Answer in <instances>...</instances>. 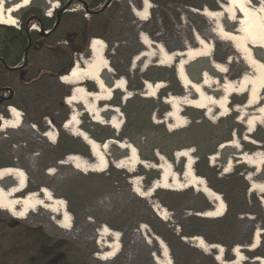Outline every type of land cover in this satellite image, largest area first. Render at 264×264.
<instances>
[{
	"label": "rangeland",
	"instance_id": "1",
	"mask_svg": "<svg viewBox=\"0 0 264 264\" xmlns=\"http://www.w3.org/2000/svg\"><path fill=\"white\" fill-rule=\"evenodd\" d=\"M82 1L31 0L27 8L15 13L14 28L26 24L29 32L36 31L45 37L31 42L32 46L25 50L21 65L14 73L0 76V88H6L4 95L12 99L10 103L0 105V127L2 118H10L8 105L23 113L21 127L0 131V168H22L28 176V187H33L28 193L46 187L56 198L64 199L73 219V229L60 228L57 225L60 217L44 208H38L24 220L0 209V264H44L39 252H50L51 259L46 264H156L152 255L162 260L164 257L160 256L165 250L159 247L156 237L165 243L166 259H171L172 264H233L235 246L243 248L246 261L241 264H260L255 258H264V234L256 251L247 248L252 243L253 232L264 230L261 202L264 194L250 191L251 181L264 182V165L259 171L241 163L238 156L241 153H264V122L253 134L247 135L246 126L238 122L236 112L223 118H217V114L210 120L204 111L183 107L186 126L178 128L166 117L170 106L164 99L169 95L189 96L192 93L178 81L176 66H159L157 57L149 61L148 67L145 61L135 66L132 64L145 49L140 39L143 33L155 43H162L169 52L182 51L194 35L210 31L211 23H214L193 10L204 7L216 10L224 0H149L152 8L147 21L139 20L134 14V10L142 7V0H114L106 14L97 12L109 6V0L95 8ZM251 1L257 5L261 0ZM53 3L59 7L54 11L51 10ZM34 8L43 11L44 17L49 18L48 14L55 19L51 31L43 30L36 17L26 18V23L22 19ZM66 12L78 17H65ZM32 25L36 29H32ZM225 25L233 30L237 24L225 20ZM93 38H100L107 44L105 55L112 70L103 73L105 80L112 83L125 78L131 96L124 101V93L116 91L112 99L117 102L106 103L120 110L123 125L119 131L94 122L82 104H77L76 109L81 113L80 128L101 144L106 142V137L132 144L140 159L148 163L145 167L140 166L135 174L113 164L102 173H83L71 165L59 163L60 160L65 163L66 156L71 154L84 158L89 154L91 160L86 159L94 162L89 147L63 128L62 121L71 113V107L64 99L73 86L60 81V76L77 61L83 63L90 59L89 45ZM75 46L80 48L78 52L72 51ZM108 47L115 48L116 53L109 56ZM255 51L264 60L263 51L259 48ZM230 56L223 43L218 41L210 58L191 62L187 65V73L196 82L201 80L203 70L220 79L211 63H224ZM239 62L240 59L236 58L233 65ZM228 70L236 76L239 74L236 67ZM144 81H161L165 88L155 98H150ZM84 84L88 90L97 91L92 82ZM244 101V97L233 96L231 110ZM113 116L114 113L107 111L103 118L109 121ZM45 118H49L56 128L55 142L44 137V133L51 129ZM151 124L157 127L153 128ZM174 131L180 133L171 139L166 136V132ZM125 133L130 137L125 138ZM245 136L254 143H246ZM233 137L239 139L240 149L220 148ZM169 143L179 146L172 152V159L153 148V144L161 147ZM183 149L193 151L195 173L221 195L226 204L224 216L205 218L198 215L215 209L216 203L196 188L182 191L158 189L148 197L134 193L135 184H141L142 189L148 191L157 179L150 180V176L159 177L160 171L154 168L162 162L159 156L171 162L175 171L182 174L185 161L177 159L175 153ZM124 153L128 155L127 150L116 144L107 149L108 158L113 161ZM151 157L155 161L150 160ZM50 169L54 170L52 174L47 173ZM12 184L14 181L9 178L3 186ZM162 211L165 220L159 216ZM103 226L119 234V252L109 260L99 259L105 248L98 236ZM195 236L204 239L207 249L197 247L192 240ZM47 238L50 240L44 245L43 240ZM208 245L224 248L221 261L216 259L217 250L208 248Z\"/></svg>",
	"mask_w": 264,
	"mask_h": 264
},
{
	"label": "bare ground",
	"instance_id": "2",
	"mask_svg": "<svg viewBox=\"0 0 264 264\" xmlns=\"http://www.w3.org/2000/svg\"><path fill=\"white\" fill-rule=\"evenodd\" d=\"M30 3L31 0H0V24L13 27L17 21L15 13L27 8ZM51 7V10L54 11L58 8V4L53 3ZM218 7L219 9L216 10L208 7L193 10L198 15L210 21L213 20L214 23H211L210 31H202L194 35V39L182 51L169 52L162 43H155L149 35L143 33L140 39L145 49L133 59L132 64L135 66L139 62L145 61V66L148 67L149 61L157 57L159 66H176L178 81L183 88L190 89L192 93L189 96L185 94L183 96L169 95L164 99V102L170 106L166 117L173 121L177 125L176 127L186 126L183 107H192L204 111V114L210 120H213V117L217 114V118H223L236 112L239 114L238 122H242L246 126V133L250 135L264 122V61L257 56L255 51L259 48L264 53V0H261L257 5L253 4L251 0H224V2L218 4ZM151 8L152 4L149 0H142V7L134 10V14L139 20L147 21ZM225 20L236 23V28L233 30L227 28ZM31 28L36 29L34 25ZM218 41L223 43L224 49L231 55V59L229 57L224 63L217 61L211 63L220 79L204 71L201 80L199 82L194 81L187 73V65L203 58H210ZM89 51L90 59L86 62L82 61L83 63L77 61L71 72L61 76L60 81L73 86L71 94L65 99V103L71 107V113L63 128L69 130L72 136L80 139L89 147L94 162L88 161L78 154H71L64 164L71 165L74 169L83 173H102L113 164L118 169L135 174L140 166L145 167L148 163L140 159L137 149L132 144L114 139L101 144L80 128L81 113L75 107L77 104H82L85 112L92 116L94 122L107 124L112 129L119 131L123 125L119 108L109 105L101 106L100 103L110 102L116 91L124 93L123 100L130 99L131 96L125 78L116 79L113 87L108 86L103 80V73L112 70L105 55L107 52L106 42L100 38H93L90 41ZM236 58H239L240 62L233 65ZM229 67H236L239 71L238 76L234 72L230 73ZM87 82H92L97 91H90L83 86ZM144 88L147 97L155 98L158 92L165 88V84L161 81L156 83L145 81ZM233 96L244 97L245 101L242 105L231 110L229 102ZM107 111L114 113L110 122L105 121L103 118V114ZM8 112L10 118H2L0 131L15 130L23 124V113L18 108L10 106ZM44 137L51 142H55L57 140L56 129L52 126L49 131L44 133ZM243 140L246 143H254L248 136L243 137ZM111 144H116L119 148L127 150L128 155L111 162L107 154V149ZM229 146L240 149L241 143L238 138L233 137L230 142L224 143L220 148ZM159 157H161L162 162L154 168L160 171L161 177L155 180L148 191L143 190L141 184H135L134 193L136 195L140 197L152 196L158 189L182 191L196 188L199 193L216 203L215 209L198 215L205 218L224 216L226 204L221 195L213 191L207 181L195 173V159L191 149H183L175 153L177 159H184L185 161L182 175L175 171L171 162L165 160L162 156ZM238 158L241 163L259 171L264 165V153L261 152L254 154L241 153ZM230 165H232V162H230ZM53 172L54 170L50 169L47 173L52 174ZM9 178H12L14 184L4 187V182ZM28 184L27 174L22 168L12 166L0 168V209L10 213L16 219L24 220L38 208H44L60 217L57 223L60 228L67 231L72 230L73 219L68 211L66 201L62 198H56L53 192L46 187H43L40 193L30 192L25 196H21L20 194L27 189ZM250 186V191H258L264 194V182L251 181ZM261 202L264 208V199L261 198ZM159 216L162 220H165L164 211L160 212ZM262 234H264V230H256L255 237L250 247L247 248L248 250L256 251L258 249ZM98 236L105 247L99 259L109 260L114 258L119 252L118 232L103 226L98 232ZM109 239H112V241ZM154 239L161 249H165L160 256L164 257L162 260L157 255H152L155 263L172 264L171 259H166L167 247L165 243L157 237ZM192 240L197 243L198 248L207 249L202 237L195 236L192 237ZM208 246L210 249L217 250L216 259L221 261L224 248L221 245ZM242 249L241 246L234 247L235 261L232 262L233 264H241L242 261H246ZM255 262L264 264V258L257 257Z\"/></svg>",
	"mask_w": 264,
	"mask_h": 264
},
{
	"label": "trees",
	"instance_id": "3",
	"mask_svg": "<svg viewBox=\"0 0 264 264\" xmlns=\"http://www.w3.org/2000/svg\"><path fill=\"white\" fill-rule=\"evenodd\" d=\"M62 3H65L66 0H60ZM82 2H87L89 6L92 8L97 7L105 2V0H83ZM65 17H72L77 18L78 15L74 13H67L63 15ZM87 16H91L87 13ZM25 17V18H24ZM28 17H36L40 21L39 24L45 31H51L53 29V25H55L56 21L54 18H46L43 15V11L39 9H32L29 12H27L22 19L26 23V18ZM45 37L44 34L37 33L36 31L29 32L27 30L26 24H22V27L20 29H16L11 26H5L0 25V76L7 74V73H14V71L18 68L19 65H21V60L23 59L25 55V50L29 47H31V42L36 41L39 38ZM79 47L75 46L72 48L73 52H78ZM21 68V67H20ZM19 68V69H20ZM107 84H109L107 82ZM1 89V88H0ZM7 98H4L0 96V105H5V103H10V101H7ZM132 103V102H131ZM151 127L155 128L157 126L151 124ZM180 132H166V136L168 138H174L176 137ZM111 135V134H109ZM125 138H129L130 135L124 134ZM112 138V137H109ZM108 139V137H106ZM153 148L161 151L163 154H165L169 159H172V152L175 151L177 148H179L178 145H174V143H169L167 145H163L161 147H158V145L153 144ZM126 156L124 153L123 156ZM88 159L91 160V157H89V154L86 156ZM85 157V158H86ZM119 157V158H121ZM117 158V159H119ZM150 160L155 161L154 157H151ZM158 178L157 175L150 176V180ZM263 213V212H262ZM197 219V217H196ZM49 238H47L45 241L43 240V244L46 245L49 242ZM39 255H41L40 258H42L44 264L50 261V252L49 253H42L39 252Z\"/></svg>",
	"mask_w": 264,
	"mask_h": 264
},
{
	"label": "flooded vegetation",
	"instance_id": "4",
	"mask_svg": "<svg viewBox=\"0 0 264 264\" xmlns=\"http://www.w3.org/2000/svg\"><path fill=\"white\" fill-rule=\"evenodd\" d=\"M105 1H106V0H105ZM113 2H114V0H109V6H104V7H103L102 9H100L97 13H98V14H106V12L109 11V10H108V7L110 8V7L112 6ZM104 3H105V2H104ZM89 9H90V8H89ZM115 15H116V13H115ZM108 50L110 51L109 54L107 53L109 56H110V54H112V53H116L115 48H110V47H108ZM1 94H2V92H1ZM112 100H113V102H115V103L117 102L116 99H112ZM113 102L110 101V102H108V103H111V104H112ZM103 104L105 105V103H103ZM2 106H3V105H2ZM4 165H11V164H4ZM30 189H33V187H28L27 190H26V192L29 191ZM24 194H25V193L20 194V195H21V196H24Z\"/></svg>",
	"mask_w": 264,
	"mask_h": 264
},
{
	"label": "crops",
	"instance_id": "5",
	"mask_svg": "<svg viewBox=\"0 0 264 264\" xmlns=\"http://www.w3.org/2000/svg\"><path fill=\"white\" fill-rule=\"evenodd\" d=\"M67 73H69V72H67ZM63 75H65V74H63ZM62 75V76H63ZM61 77V76H60ZM73 89V88H72ZM72 89H71V91H72ZM70 94H71V92H70ZM69 94V95H70ZM67 97V96H66ZM66 97H65V99H66ZM64 99V100H65ZM12 99L11 98H9L7 101H11ZM8 105V104H7ZM65 105V104H64ZM8 106H11V105H8ZM70 107V106H69ZM61 108H62V106H61ZM70 116V114L68 115V117ZM68 118H66L65 120H63L62 121V123H63V125L66 123V120H67ZM45 120L47 121V125L48 126H50V127H52L53 125H52V123H51V120L49 119V118H45ZM56 124V123H55ZM54 127V126H53ZM1 128V127H0ZM55 128V127H54ZM56 129V128H55Z\"/></svg>",
	"mask_w": 264,
	"mask_h": 264
},
{
	"label": "water",
	"instance_id": "6",
	"mask_svg": "<svg viewBox=\"0 0 264 264\" xmlns=\"http://www.w3.org/2000/svg\"><path fill=\"white\" fill-rule=\"evenodd\" d=\"M66 121H67V120H66ZM160 177H161V175H160ZM39 191H41V189H40ZM39 191H38V192H39ZM25 192H26V191H24L23 193H25ZM25 194H26V193H25ZM25 194H24V195H25ZM255 233H256V231H255V232L253 233V235H252V236H253V239H254V237H255Z\"/></svg>",
	"mask_w": 264,
	"mask_h": 264
}]
</instances>
